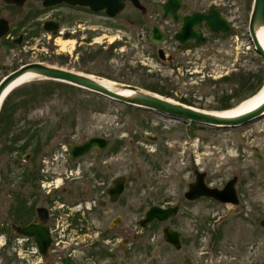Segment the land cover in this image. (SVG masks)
Masks as SVG:
<instances>
[{"label":"rangeland","instance_id":"1","mask_svg":"<svg viewBox=\"0 0 264 264\" xmlns=\"http://www.w3.org/2000/svg\"><path fill=\"white\" fill-rule=\"evenodd\" d=\"M142 1L149 5L151 16H136L138 13L128 6L113 19L105 17L104 29L94 36L96 42L87 51L74 49L77 44L61 39L60 46L66 43V47L59 49L60 46H54V41L42 34L36 37H41L42 43L29 39L23 48L9 49L4 40L0 41V63L8 58L5 62L10 64L9 60L20 49L28 50L31 60L40 59L45 64L121 86L135 85L209 113L224 111L221 108L226 101L234 108L251 98L244 97L249 87L238 89L237 94L233 90L249 78L250 86H256L258 76L264 79L263 63L248 32L253 0H216L218 6L221 2L229 5L233 22L230 34L218 36L213 51L202 49L190 61L179 53L174 62L161 60L157 46L149 41V24L159 18L158 6L162 0ZM201 7H206V3ZM2 17L10 20L15 33L19 31L16 25L22 16ZM113 24L118 26L114 28ZM31 25L32 21L26 23L25 30ZM84 51L87 58H83ZM49 82L68 85L40 76L14 87L7 94L8 105L15 101L20 90ZM39 98L33 105L15 111L9 136L1 133L0 126V226L13 221L11 209L20 189L19 164L25 154V151H3L5 145H10L12 134L20 133L23 127H29L31 134L36 133L38 126L72 124L77 126L75 140L116 131L123 140L128 133L138 136V150H144L137 154L138 220L150 204L166 200L183 202L170 223L181 231L182 247L175 249L164 241L161 225H152L147 230L138 227V251L126 264H264V228L260 225L264 218V116L246 125L223 128L171 119L77 86L74 90L65 86L55 88L49 96ZM143 134L157 136L168 151L149 156L150 148L159 145L143 139ZM22 143L20 140L19 144ZM193 168L205 171L207 181L216 187L237 176L239 204L208 199L185 201L183 192L193 180ZM142 183L147 185V193ZM86 251L87 246L74 255L84 257ZM18 260L16 236H7L0 230V264H19ZM97 264L115 263L102 259Z\"/></svg>","mask_w":264,"mask_h":264},{"label":"flooded vegetation","instance_id":"2","mask_svg":"<svg viewBox=\"0 0 264 264\" xmlns=\"http://www.w3.org/2000/svg\"><path fill=\"white\" fill-rule=\"evenodd\" d=\"M139 1L143 8H138L126 0L122 11L130 6L138 13L136 16H151L148 14L149 5H145L142 0ZM204 2L206 7H201ZM221 3V6H218L216 0H162L158 9L164 4L167 14L161 16L159 10L160 16L157 21L149 24V41L152 26L155 25L162 34V40L158 44L150 42L157 46V50L163 49L168 62L176 61V55L179 53H183L190 61V58L196 56L202 49L213 51L218 36L227 37L233 28L229 5L227 2ZM171 9L177 10L176 16L170 14ZM213 10H219L227 20L231 26L229 31H212L207 27L205 20L193 16L195 12L202 14ZM122 11L115 16H119ZM2 16H22L16 25L19 31L15 33L10 20ZM115 16L110 17L105 10L97 11L89 5L78 3L60 2L44 6L40 0H23L20 4L0 0V18L6 19L9 25L7 33L0 37V41L4 40L9 49L23 48L25 43L30 42L29 39L46 34L48 39L54 41V46H60L58 40L61 39L77 44L74 49L87 51L89 46L96 42L94 36L99 35L104 29L105 22L102 19L105 17L113 19ZM213 19L214 24L210 25L217 26L216 18ZM30 21L31 27L25 30L26 23ZM46 22L49 23L45 26ZM128 22L131 25L135 24L133 20ZM117 26L113 24L114 28ZM30 33L35 34L34 37L29 36ZM36 40L42 43L41 37ZM59 49H62L61 46ZM86 51L83 52V58L88 57ZM29 53L28 50L20 49L19 53H15L9 60L10 64L5 62L8 58L2 61L1 79L23 65L45 64L40 59L31 60ZM31 128L34 129L36 126ZM28 129L30 128L23 127L21 136L23 143L30 137V134L25 132ZM40 129L45 130V134L41 135L39 132L43 130ZM76 130L77 126L72 124L38 126L33 144H29L23 150L25 154L19 164L17 223L7 221L5 223L7 226H0V230L7 236H16L19 264H97L102 259L115 264H126L128 259L136 257L138 251V221L153 205L163 208L177 206L178 210L176 215L166 221H151L147 229L152 225H161L162 237L166 226L178 230L170 223L177 217L183 204L182 200L150 204L142 217L139 220L137 218L139 195L137 154L143 150L142 148L138 150L136 140L138 136L128 133L123 140L119 139V131H116L114 134L92 135L75 140ZM93 136L102 137L107 142L100 143L98 148L74 158L70 146L80 144ZM148 136L153 135H141L143 139L152 140L159 145L150 148L147 153L149 156L168 151L164 144L159 143L157 136H153L154 139H149ZM196 169L198 168H193V179ZM206 178L205 172V182L212 186ZM190 182L187 183L186 190ZM121 183L123 189L118 193V185ZM146 186L142 183L145 193L148 190ZM186 190L183 192V198L187 202L208 199L189 200L184 195ZM13 225L22 229L29 225H35L37 228L31 229L32 233L28 235L25 231L16 233ZM179 232L182 244L183 236L181 231ZM47 240L49 245L44 255L40 248ZM86 246L84 257L77 258L74 252ZM64 259L68 260L67 263L63 262Z\"/></svg>","mask_w":264,"mask_h":264},{"label":"water","instance_id":"3","mask_svg":"<svg viewBox=\"0 0 264 264\" xmlns=\"http://www.w3.org/2000/svg\"><path fill=\"white\" fill-rule=\"evenodd\" d=\"M44 6H52L60 2H68L72 4H84L89 5L92 9L100 11L105 10L110 17H114L117 13L122 11L124 8V2L126 0H40ZM136 7L143 8V5L139 0H129ZM5 2L11 3L15 2L20 4L23 0H5ZM161 16H166L167 10L164 4L159 7ZM170 14L176 16L177 10L171 9ZM193 16H198L201 20L206 21L207 27L215 32H226L231 29V26L227 20L221 15L219 10H213L208 13H193ZM216 18L217 26H212L214 24V19ZM49 22H46L45 26ZM264 23V0H253V6L251 15L248 23V32L251 39L253 48L255 52L260 57L264 66V48L260 43L257 34L255 32V25ZM212 24V25H210ZM9 29L8 21L4 18H0V37L5 35ZM150 41L152 43L158 44L162 40V34L159 28L155 25L151 29ZM157 55L161 60H166L163 49L159 48L157 50ZM28 70L35 71L38 75L43 76L47 79L65 82L80 88L87 89L89 91L104 95L112 100L125 103L127 105L137 106L139 108L148 109L162 115L168 116V118L179 120V121H190L195 123H201L208 126H216L223 128L237 127L240 125H246L255 121L256 119L264 116V100L252 110L246 111L244 113L229 116V117H219L215 116L207 111H203L194 108L190 105H185L171 99L163 98L162 96L151 93L148 91L141 90L135 85L123 84L122 89L134 92L131 96L115 92L109 88L97 83L91 79L88 74L81 72L69 70L63 67H57L53 65L41 64V63H31L19 67L14 72L5 76L0 80V107L9 93H4L5 89L20 75ZM149 139H154L153 136H148ZM107 142L106 139L93 136L87 138L80 144H72L70 146L71 151L74 153L73 157L81 156L93 148H98L100 143ZM237 176L229 178L222 187L209 186L205 182V172L196 169L194 172V179L188 184L187 190L184 195L189 200H196L199 198L213 199L218 203L223 204H239V197L236 188ZM123 189V184L118 185V193ZM178 210L177 206L163 208L161 206L153 205L145 212L143 218L138 221V226L147 229L151 221H166L167 219L176 215ZM260 225L264 228V218L260 221ZM35 225H29L25 229L19 226L13 225V229L16 233L26 232L31 235V229L37 228ZM164 240L173 246L175 249H180L182 244L180 240V232L171 226H166L163 229ZM40 244H38L39 246ZM49 245V240L42 245L40 251L46 255ZM67 259L63 262L67 263ZM72 264V263H69Z\"/></svg>","mask_w":264,"mask_h":264},{"label":"trees","instance_id":"4","mask_svg":"<svg viewBox=\"0 0 264 264\" xmlns=\"http://www.w3.org/2000/svg\"><path fill=\"white\" fill-rule=\"evenodd\" d=\"M251 80L250 78L247 79L246 81H242L240 82V85L238 86L239 88H235L233 90L234 94L238 93V89L241 88H246L249 87L247 89V93L246 96L244 97H252L253 95H255L256 93H258L262 88H263V84H264V79L263 77H259L256 80V86H250L251 85ZM63 86H65L66 88H71L72 90L75 89L74 85H65V84H61V83H42L40 85L38 84H32L29 87L24 88L23 90H20V92H18L19 94L17 95V98L15 99V101L10 102L11 105L9 104V95H7L0 107V126L1 128V133L2 134H6L9 136V134L12 131V127H13V115L15 113L16 110L20 109V108H27L30 105H33L35 102H37L40 98L39 97H45V96H49L50 94H52L53 90L55 88H62ZM252 95V96H251ZM249 98V97H248ZM247 98V99H248ZM246 100V99H245ZM184 103L189 104V102L186 100H183ZM232 105L228 104L227 101L225 103L224 106H222V110H229L232 109L231 107ZM25 132H27L28 134H30V130H26ZM23 130L20 131V133L17 134H12V136L9 139L10 145H5L3 147V151L6 152H12V151H23L29 144L32 143V141H34V135H36V133L31 132L30 137L21 145L19 144V141L21 140V136H22ZM15 199H16V204L12 206L11 209V213H12V217H13V221L17 223V217H18V194H15Z\"/></svg>","mask_w":264,"mask_h":264},{"label":"bare ground","instance_id":"5","mask_svg":"<svg viewBox=\"0 0 264 264\" xmlns=\"http://www.w3.org/2000/svg\"><path fill=\"white\" fill-rule=\"evenodd\" d=\"M255 32L257 34V37L260 41V43L262 44L263 48H264V23L261 24H256L255 25ZM61 46L63 49H65L66 47V43H61ZM89 76V75H88ZM40 77V75H38L35 71L33 70H28L25 73H23L22 75H20L19 77H17L4 91L3 94H5L6 92H10L14 87L32 80L34 78H38ZM91 79H93L94 81H96L97 83L109 88L110 90H113L115 92H119L128 96H131L132 94H134V92L132 91H128V90H123L121 85H118L116 83H113L111 81H108L106 79L100 78V77H95V76H89ZM264 100V86L263 88L256 93L254 96H252L250 99H247L245 101H243L241 104H239L238 106L229 109V110H225V111H221V112H215V113H211L215 116H219V117H229V116H235L241 113H244L246 111L252 110L253 108L257 107L262 101Z\"/></svg>","mask_w":264,"mask_h":264}]
</instances>
